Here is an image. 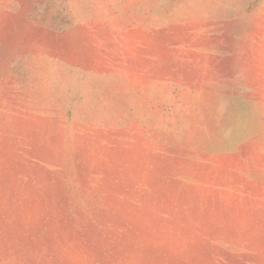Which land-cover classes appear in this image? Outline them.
Here are the masks:
<instances>
[{"label": "rangeland", "instance_id": "374dc122", "mask_svg": "<svg viewBox=\"0 0 264 264\" xmlns=\"http://www.w3.org/2000/svg\"><path fill=\"white\" fill-rule=\"evenodd\" d=\"M0 264H264V0H0Z\"/></svg>", "mask_w": 264, "mask_h": 264}]
</instances>
